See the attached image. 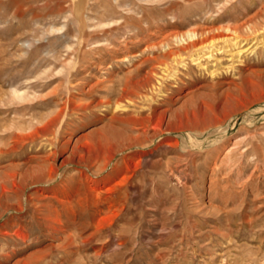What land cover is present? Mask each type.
Wrapping results in <instances>:
<instances>
[{
    "label": "rangeland",
    "instance_id": "1",
    "mask_svg": "<svg viewBox=\"0 0 264 264\" xmlns=\"http://www.w3.org/2000/svg\"><path fill=\"white\" fill-rule=\"evenodd\" d=\"M118 1L137 19L145 10L149 23L103 27L121 20ZM195 1L0 0L2 90H12L8 75L35 68L34 115L53 101L64 107L48 135L54 148L45 137V150L23 155L55 152L46 164L57 174L28 178L23 194L48 200L61 230L52 235L38 208L25 221L29 238L0 237V264L31 254L39 264H264V0ZM193 30L220 48L219 65L203 57L199 67L179 51L182 61L168 56L164 70L159 41L167 35L177 50L174 35ZM227 36L241 42L240 57L225 52ZM123 79V106L102 105ZM10 213L1 229L15 221Z\"/></svg>",
    "mask_w": 264,
    "mask_h": 264
},
{
    "label": "bare ground",
    "instance_id": "2",
    "mask_svg": "<svg viewBox=\"0 0 264 264\" xmlns=\"http://www.w3.org/2000/svg\"><path fill=\"white\" fill-rule=\"evenodd\" d=\"M199 1H201V0H199ZM118 6H119V8H121L123 10L122 14L120 12L121 20L106 21L103 24V27L114 28L115 26H118L119 28L129 29L132 24H130L128 22V20L132 19L133 17H134L133 21H134V23H136L135 28H138V29L142 28L141 26H139L140 23L141 24L143 22L149 23V21H148L149 17H148L147 12H145V10H143L142 19H141V17H140V19H137L135 16H132L133 14L129 12L130 10L124 8L123 7L124 5H122L120 2L118 4ZM151 14H153V13H151ZM109 32H112V31H109ZM197 32L198 31L193 30L191 32H187L185 36L184 35H182V36L181 35H174V43L176 42V44H177V50L171 49L172 47H170V46L172 45V43H169V41H167V35L165 37H163L161 39V41H159L162 43L163 47H166V49L164 51L165 53L162 55L163 57L161 56L162 58H159V57L157 58L158 61L160 63H162V65L164 66V70L167 68V63H166L167 59H165V58H167L168 56L173 55L172 58L176 59V61L178 63L180 61H182V60L179 61V57L181 56L179 51H183V52L184 51H190L189 57H190V60L192 61L191 63L197 64V65H199V67L201 66V59H203V57L206 60H212V61L216 62L217 64L220 63V62H218V56H217V54L220 53L219 52L220 48H218L216 46H214V47L207 46V44L204 45L205 43L203 42V39H202L203 37L200 38L198 36ZM201 35H203V34L201 33ZM237 35L238 34H236V36ZM133 36L136 37V34H133ZM234 38H235L234 36L233 37L227 36V37L222 38L224 40L225 44L232 42V44L230 46H228V45L224 46V49H226L225 52H228L227 54L231 55L232 58L238 57L241 54V51H240L241 42L239 41L240 39L238 40L239 42H234ZM159 42H157V43L159 44ZM211 42L212 41H209V43H211ZM257 43H258V41H255L252 44V46L254 44L257 45ZM153 45H155V43ZM162 46H159V47H162ZM227 48H229V49L227 50ZM248 49H250V47L246 48L245 50L243 49V50L247 51ZM199 51L201 52V55H200ZM206 60H204V62H206ZM159 62H158V64H159ZM136 68H138V67H136ZM27 70L28 71H19V72H17V74H14V75H12V74L8 75L7 79L5 81H2L3 78L1 79L2 83H6L7 85L8 84L12 85L11 86L12 90L4 91V90H2L3 84L0 85V114H2V116L0 117V179H1V181H0L1 182L0 183V188H1L0 207H3V210L0 212V217H2L5 212H8L10 210H14L16 213V214L10 213L7 216V219L15 218V221H14V219H12L14 222H13V224H9V225H8V222L3 223L5 228H3V229L0 228V237L4 238L6 236H14L18 240H25V239L29 238V230H27L28 226L26 227L27 223H25V221L35 220V218L38 216V215H36L37 211L39 210L38 208H41V207H43V210H45V212L43 211L45 213L44 216H41V218H42V221H40L41 224L44 225V227L46 226L47 228H49L51 230L50 233H52V235L54 234V231L61 230L60 229L61 227H58V225H57V219L58 218H54L51 215L53 213H52V209H51V204L47 202L48 200L45 203H42L43 201L42 202L36 201V203H34V202H32L33 200L31 198H29L28 196L25 197L23 194L24 193L23 192L24 187H25L26 183L28 182L27 181L28 178H31L32 182L44 181L45 183H47L52 178V176L56 175L58 172L57 167L56 168L53 167L50 163H49L50 165L46 164L48 162V161L46 162V158L50 157V156H52V158H53V156L55 155L54 151L49 152L50 154L46 155L45 159H43L44 157L42 158V156L41 157L40 156L27 157L26 156L27 154L25 156H23V155L25 154L24 149L26 148V146H31L32 148L38 147L37 150L41 151V148L43 147V146L41 147L42 141L45 139V137L47 138L48 135H52V136L54 135L55 127L58 125V122L60 120L62 112L64 111V107L58 108V106L56 105V102L53 101V103H51V104H53V108L51 107L48 110V113L46 112L47 113L46 115H40V116L38 115L39 117L35 116L36 114L34 115V113L32 112L33 109L35 107H37L38 105H40L37 101H36V103H34L35 102L34 98H36V95H37L36 91H37V88L39 87V85H41L40 81H41L43 75L41 76L42 72L40 73L35 68L30 69V70L27 69ZM148 74H150V78L153 75H155L156 77L158 76V74L155 72L154 68H152L150 70V72H148ZM125 78H126V76L124 77V79ZM150 78L147 75V77L146 76L144 77V80H146V82H149ZM161 78H162V76H161ZM121 79H122V77H121ZM124 79L121 82L119 81L118 86L121 87L120 88L121 90H120V92L118 91L119 94L115 99H113L114 101L112 100L113 101L112 102L109 98H106L103 102L101 101L102 105L109 108L110 104L113 103L114 107H117V109H118V107L121 108V106H123L122 105V103H124L123 99L126 97V93H127V90H126L127 86L125 85L126 81L124 83ZM20 80H23V81H20ZM113 81L114 80H112V82ZM109 82H108V85L106 84V87H105V94H107L108 97H110L109 93H111L112 91L114 92V90L115 91L117 90V88L114 89L113 83L112 82L109 83ZM161 82H162V80H161ZM137 85H138V83H137ZM139 86H140V84H139ZM111 96H112V94H111ZM56 98H57V96H56ZM56 100H58V99H56ZM66 102L68 104L72 105L71 103H73V99L69 98ZM44 103H45V101H44ZM66 143H68V142H66ZM48 145H52L53 146L52 148H54L55 141H54L53 137L52 138L50 137L48 139ZM65 145L66 144H64L62 146H65ZM62 146H60V147H62ZM44 147H45V145H44ZM44 147H43V149H44ZM14 159H17V160L19 159V162L14 163L13 162ZM33 160H37L36 164H34L32 166L31 165L28 166L27 164L29 162L31 163ZM50 160H52V159H50ZM108 161H111V157L108 159ZM107 165H108V162L104 163L103 165H101L98 168V170L105 168ZM45 168H47V169L45 170ZM17 178H19V182L17 181ZM9 185H11V189H9L7 187ZM23 197L25 199H23ZM39 200H41V199H39ZM29 204H30V208H32L33 211H36L35 213H32L31 215H29V213H28L31 210H26V208L28 207ZM24 213L25 214L28 213V214L23 216L22 214H24ZM13 215H15V216H13ZM5 219H6V216H5ZM63 224L66 225V226L62 225V227L65 228V227H67L68 223L67 224L63 223ZM81 224H83V223H81ZM42 225H40V226H42ZM69 228H70V226H69ZM82 230H83V228H82ZM56 233H58V232H56ZM15 246H16V244H15ZM11 255H13V254H11ZM9 256L10 255H6L3 257H5L4 259H7ZM39 258H41L40 254H31L28 257L15 260L12 264H39V262H38Z\"/></svg>",
    "mask_w": 264,
    "mask_h": 264
}]
</instances>
